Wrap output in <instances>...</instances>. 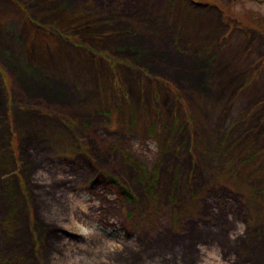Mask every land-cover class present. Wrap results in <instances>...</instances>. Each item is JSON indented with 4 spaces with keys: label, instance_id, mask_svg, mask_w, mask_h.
Wrapping results in <instances>:
<instances>
[{
    "label": "rangeland",
    "instance_id": "obj_1",
    "mask_svg": "<svg viewBox=\"0 0 264 264\" xmlns=\"http://www.w3.org/2000/svg\"><path fill=\"white\" fill-rule=\"evenodd\" d=\"M255 18L264 0H0V264H264Z\"/></svg>",
    "mask_w": 264,
    "mask_h": 264
},
{
    "label": "trees",
    "instance_id": "obj_2",
    "mask_svg": "<svg viewBox=\"0 0 264 264\" xmlns=\"http://www.w3.org/2000/svg\"><path fill=\"white\" fill-rule=\"evenodd\" d=\"M193 4L197 6V5H200L201 3L200 2H194ZM202 5H203V3H202ZM253 22L258 24V26L254 25V28L257 30H260V32L264 36V20H262L260 18H256V20H254ZM109 61H110V58H109ZM134 166H135L134 167L135 170L137 171L139 181L141 183H146V181H147V185L145 186V193L154 206L156 203V200H157L156 194L154 192L155 178L148 180L144 167L140 166L136 163H134ZM122 189H123V199H124L125 203L127 205L133 206L135 204V202L137 201L136 196L132 193V191L129 188L122 187ZM130 213H131V211H130Z\"/></svg>",
    "mask_w": 264,
    "mask_h": 264
}]
</instances>
